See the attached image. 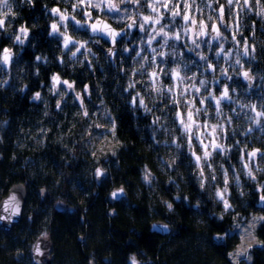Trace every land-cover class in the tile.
Here are the masks:
<instances>
[{"label":"trees","instance_id":"obj_1","mask_svg":"<svg viewBox=\"0 0 264 264\" xmlns=\"http://www.w3.org/2000/svg\"><path fill=\"white\" fill-rule=\"evenodd\" d=\"M14 2L17 10L27 11L31 17L13 19L12 25L28 21L35 47L27 41L19 63L0 72V81H8L0 86V200L12 185L23 182L28 202L20 224L10 232L0 229V264H34L33 242L43 234L54 242L49 264H131L133 256L138 264H243L229 255L235 241L216 237L236 223L238 215L247 220L264 216L254 191L264 185V175L256 178L259 184L244 174L240 188L231 183L233 211L225 213L222 203L214 199L216 185L208 181L200 188L199 171L185 158L187 148L182 157H177V167L165 166L169 158L164 152L175 148L164 141L175 139L178 132L169 137L157 131L155 139L161 143L154 142L153 129L160 128L165 115L155 110L160 106L157 93L152 92L149 98L142 85L152 103V112L135 114L129 102L133 90L124 91L130 83V68L125 74L126 67L111 64L100 67L95 63V71H90L87 64L61 65L58 58L63 50L54 37L47 35L52 18L50 13L45 15L41 0L32 5ZM247 23L235 34L238 41L246 40L250 50L255 49L256 62L250 69L261 78L264 18L252 17ZM5 35L0 36V51L13 45ZM35 56L46 57L49 63L37 62ZM56 73L62 79L75 81L77 92L85 84L93 90L100 89L99 95L94 91L92 102L85 104L92 116L90 120L81 114L79 102H73L74 92L65 95L61 87L59 95L52 93L50 77ZM36 91L41 92L42 100L31 99ZM245 96L250 104L260 106L264 102V92ZM101 99L117 117L115 134H105L104 142L101 133L111 125L98 115ZM58 100L63 101L62 109L56 108ZM156 116H161L159 125L152 123ZM236 123L232 129L238 133L230 138L231 146L238 138L242 141L250 127L257 138L264 139L260 125L249 120ZM261 124L264 126V121ZM232 154L233 160L223 162L224 167L237 164V151L233 149ZM169 160L167 163L171 164L173 159ZM100 166L107 174L102 181L95 176ZM146 170L154 177L150 184L143 179ZM120 185L127 189L128 196L112 203L109 192ZM169 203L173 206L171 211L167 208ZM197 204L199 208L193 207ZM219 216L224 217L223 221L217 219ZM160 218L173 226L171 234L150 230V222ZM255 236L257 242L264 241V225L256 226ZM250 255L248 264H264V246L258 243Z\"/></svg>","mask_w":264,"mask_h":264},{"label":"snow or ice","instance_id":"obj_2","mask_svg":"<svg viewBox=\"0 0 264 264\" xmlns=\"http://www.w3.org/2000/svg\"><path fill=\"white\" fill-rule=\"evenodd\" d=\"M19 3L32 5L34 0H18ZM65 4H67V8L62 11L60 7H52L48 9L45 6V15L49 12L52 16L58 17L57 21H54L50 24V31L47 32L48 36L55 37L58 41H62L64 54L68 56V59L74 63H80L82 66L84 65V61L80 59V57L85 56V52L90 53L92 56H96L95 52H92L90 48H88L89 43L100 44L101 40H110L111 45L106 49L108 53V57H116L117 53H131L134 57L140 58L144 61H147L148 64L145 66L144 64H140V67L135 70V74L140 76H146L147 82L141 81L140 83L145 84V89L147 90V95L151 98V93H157L158 98L164 102V108L158 109L164 115V118L167 120L169 115L171 117L172 125L175 127H169L167 123L162 124L159 129H153V139L155 143H161V141L155 139V134L157 131H161L163 133H167L169 137L173 136L174 133L179 132V135L176 136L175 139H169L168 141H164V143H168L170 145H174L177 150V156L182 157L184 155L183 150L185 148L188 149L187 157H185L189 165L194 166L199 171V180H200V188L203 189L205 187V183L210 181L212 186H215V181L217 179L215 172L216 169L212 166V160L214 156L223 155L226 160H231V156L229 153L235 149L237 153L243 152L241 155V172H243L244 176L253 181L254 184H259L256 179V176L253 172V163L259 159L260 161H264V149L256 148L251 151H244L240 148V141H236L231 148L226 147L225 144L218 142V137L223 136L225 139L234 137L237 133L235 130H232L231 133L228 131V124H231V117H227V124L224 123H214L210 124L209 121L205 120L200 122L197 120V117L202 113L207 115L209 112V107L214 105V111L217 118L223 115L222 105L225 101H232L231 92L235 91V88H230L227 83H224L221 88H217L209 91V81L207 79H200L198 81L199 87L196 86L195 83H187L185 81H195L196 75L188 77L187 75H182V70L191 71L189 65H195L196 61L186 58V54L178 49L183 47H188L185 43L184 45H179L177 42L181 41L183 37H191L192 47H188V51L194 53L199 57L200 61L205 62V68L212 70L213 73L219 67V64H213L210 61L208 55H206L202 51H197L200 49L201 44H205L208 46V51H214L217 62L222 58L226 57L228 60L232 59L233 53L231 51H226L224 44L222 42L213 45L209 40H199L198 38L204 36H211V40L213 41H222L227 40L226 36H223L221 32V28L225 31L230 30V25L225 23V7L223 5H219L218 9L213 7L212 3H208L207 0H200L201 4L204 5L205 8H209L213 13H216L215 20L218 22H213L211 24L208 21L213 20V16L209 15L207 21L205 19H198L196 16L192 15V10L194 8V3L191 0H183L181 3H173V0H153L152 3H149L148 0H63ZM218 3V0H217ZM260 5V10L256 13L257 15L264 16V5L260 4V0H243V3H240V0H227V13L229 17L233 16L234 5L238 7V11H236V22L235 28L236 31L239 32V14L244 11H252L253 5ZM125 5H133L137 9L141 6H145L152 10V13L155 15H141L139 12L130 13L129 9L125 7ZM159 5V8L157 7ZM7 9V12H4L2 16H0V35L6 32V20L11 14L15 16L16 13L12 11V3L10 0H0V9ZM68 9H71V12H68ZM163 10V11H162ZM197 12L203 14V9L196 8ZM96 12L97 15L94 17L93 12ZM123 13V15H121ZM164 13H170L171 21L170 25H165L162 23L164 20ZM110 15L112 23H109L103 19H100V15ZM77 15L81 18L77 19ZM177 17H180V20L183 21L181 23L177 20ZM10 23V21H8ZM73 25V31L79 33H83L87 35V40H77L74 39L73 36L68 34L69 24ZM124 24V27H120L119 30L113 27V24L121 25ZM157 25V28H153L151 33H148L147 25ZM179 24V28L177 30H172L176 28V25ZM134 27H139L140 31L145 32L147 35V39L141 41L140 50H134L127 47L118 48L116 47L119 43H121L120 39L124 33L125 29H132ZM261 27L264 28V24H261ZM64 31H61V29ZM168 28V30H166ZM19 34L14 35V43L20 46L21 51L25 47L26 41L29 42V46L35 47V45L31 44V40L33 37H30V29L27 26H20L18 29ZM130 34V33H129ZM242 35V34H241ZM23 37V38H22ZM162 39L163 43L157 38ZM11 39V36L8 37ZM232 39L236 41L237 44L240 41L236 40V35L233 34ZM154 42L156 43V47H153ZM146 44L148 49L151 51V57L148 55H142V53L146 52L148 49H145L143 45ZM160 49V50H158ZM167 49V50H165ZM255 49L253 48L252 51ZM240 56H249V46L247 41L245 40L243 43V51L240 52L237 49V58L232 65V71L237 75H242L245 80L251 82L254 78L250 75L249 71H239L235 68V65H241ZM179 57V59H177ZM59 63L61 65H65V60L63 57L58 58ZM122 60L123 57L121 56ZM250 59H255V57H250ZM34 60L37 62L42 61L45 65L49 63L46 57L35 56ZM171 61V63H170ZM19 63V53H13V51L8 47H3L2 51H0V72H4L7 67L12 66L13 64ZM139 63V60L136 61ZM153 64H155V68H153ZM172 64L178 65L177 67H173ZM161 65H166L167 67H161ZM103 67V65H101ZM87 68L90 71H95L93 65L89 62L87 64ZM148 69H152L149 71ZM119 70V69H118ZM125 74H127L128 70H124ZM221 75L225 76L227 80L232 79L231 75L228 74L227 69H220ZM39 75V72L36 73ZM172 83H165V79ZM264 80V77H261ZM51 80V91L54 95H59V90L61 87L65 89L64 94L67 95L68 92H74V96L72 97L73 102H79V107L82 110V115L91 119L92 116L88 111L87 107H85L86 101L91 103L92 96L94 94L99 95L100 89L93 90L88 84L83 86V90L81 92H75V81L70 82L67 79H61L59 73L53 74L50 77ZM8 83L7 80L0 81V86ZM150 83V90H149ZM215 83L220 84L221 81L219 78H215ZM185 84V86L181 89L180 85ZM136 82L129 83L127 88L124 91H128L129 89L135 90ZM27 87V86H26ZM249 87H252L251 83H249ZM204 90L206 95L201 94V90ZM19 91L23 92L24 89H19ZM219 92V95H216V92ZM130 95L129 102L133 106L142 107L145 113H151L152 109L148 108L145 100L144 94L140 92H136L135 95ZM191 98L188 99L187 97ZM166 98L171 99L172 107L169 108ZM32 100H42L41 92L36 91L32 97ZM62 100H58L56 103L57 109H62ZM183 103V108L179 107ZM202 105L205 107H197L196 105ZM261 108H264V102L261 103ZM241 109L245 107H250L255 111V105H240ZM234 111V110H233ZM47 115V113H45ZM98 115H102L107 124L111 125L110 129H105L101 134H112L114 135L116 132V120L117 117L112 115L111 110L107 109V106L104 104L103 99L100 100V109L98 110ZM260 117H264V111H257L255 113V117L250 118L252 123L259 126L260 125ZM161 116H156L153 120V124H160ZM94 128L100 127V125H93ZM253 129L250 127L247 129L248 133H251ZM260 131L264 132V126L260 127ZM207 139L208 142H205ZM180 141H184L181 143ZM195 141V143H193ZM199 148L201 154H197L196 149ZM247 148V145H245ZM114 154V153H113ZM245 156L247 157V162H245ZM183 162V160H181ZM166 167H177L176 160H173L171 164L164 162ZM205 168L209 170V174L205 175ZM256 171L264 172V168L257 167ZM220 172L223 177L224 188L222 190H217L215 193L216 199L218 203L223 204V208L225 213H231L233 211V206L229 203L228 199L225 198L226 193L228 192V186L230 184L229 179V169L225 168L223 164L220 165ZM107 174L100 169H97L95 172V176L97 178H102ZM145 183L150 184L151 180L154 179L150 172L145 171V175L143 177ZM171 183H175L171 181ZM231 183L235 185V187L240 188V174L236 172L235 166H232V177ZM19 192H23L22 187L17 189ZM255 193L258 196L256 203L259 205L260 210L264 211V185H259L254 189ZM43 194V191H42ZM124 190L118 189L111 193L112 199H118L121 195H124ZM241 196L244 195L243 192L240 193ZM176 199H181V197H176ZM184 200L186 202L187 198ZM15 202V207L13 211L6 218L4 216H0V220L11 219L13 215L20 214L19 201L17 200V196L14 193L9 197V201L7 203L12 204ZM190 203V202H188ZM192 206V205H190ZM193 207L199 208V204L194 205ZM167 208L171 211L173 206L172 204H167ZM218 220L223 221L224 217H217ZM253 223H249L245 217L238 215V220L236 223L232 224L231 227L226 228L222 235L217 234V239L226 240L233 238L231 233L240 234V232H244L245 235L250 234L254 231L255 225H264V216H253ZM153 227H156L155 225ZM158 230L167 231L168 226L162 225ZM261 246H264V241L258 242ZM252 245H249L251 248ZM36 252L38 255H43L40 252L39 247L36 248ZM229 255H232L231 253ZM237 256L243 257V264H248L251 257L247 254V250H241L236 254ZM39 264V262H37ZM131 264H138L136 258L131 257Z\"/></svg>","mask_w":264,"mask_h":264},{"label":"flooded vegetation","instance_id":"obj_3","mask_svg":"<svg viewBox=\"0 0 264 264\" xmlns=\"http://www.w3.org/2000/svg\"><path fill=\"white\" fill-rule=\"evenodd\" d=\"M10 2L12 3L13 12L16 13V15L13 16V17H12L11 14H10L11 16L9 15V18L11 17L10 18L11 19V23L13 22V19H21V18H29V17H31V16H29V13L27 11L17 10V6H16L17 4L14 2V0H10ZM35 2H36V0H34L33 4H35ZM94 2H95V0H94ZM117 2H118V0H117ZM148 2L152 3L153 0H148ZM182 2H183V0H173V3H181L182 4ZM191 2L194 3L193 11H194L195 15H197V17L199 19H205L207 21L208 16L212 15L213 16L212 23L213 22H218V21L215 20L216 13H213L212 10L209 9V8H205L204 5L201 4L200 0H191ZM207 2L208 3H212L213 7H216L217 9H218L219 5H223L225 7V23H228L230 25V27L232 28L231 29L232 32H230V34L231 33H234V34L235 33H240L242 31L241 30V31L237 32L236 28H235V22H236V19H237L236 16H235V13H236V10H238V7L236 5H234L233 16L229 17V15L227 13V5H226L227 4V0H218V3H217V0H207ZM41 3L43 5L44 9H45V6H47L48 9H51L52 7H60L62 11H64L67 8V4H65L63 2V0H41ZM240 3L242 4L243 0H240ZM260 4L264 5V0H260ZM125 7H127L129 9L130 13L139 12V13H141V15H149V14L155 15L154 13H152V10L150 8H147L145 6H141L139 9H137L133 5H125ZM157 7L159 8V5H157ZM196 8L203 9V14L201 15V13L197 12L195 10ZM259 10H260V5H255L254 4L252 6V11H247L246 10L244 12H241L239 14V18H238L240 28L243 27V26H244V28H246V25H248L247 20L248 19H252V17L264 18V16L256 14ZM68 12L70 13L71 9H68ZM0 15H2V14H0ZM49 15L52 18L51 23L58 20V17L52 16L51 13ZM96 15H97V13L94 11L93 12V16L95 17ZM121 15H123V13H121ZM17 16L20 17V18H14V17H17ZM80 18L81 17L79 15H77V19H80ZM100 19H103V20H105V21H107L109 23H112L110 15H102L101 14L100 15ZM177 20L181 21V23L183 22L182 20H180V17H177ZM170 21H171L170 13H164V20L162 21V23H164L165 25H170ZM252 22H256V21H252ZM208 23L211 24V21H208ZM22 25L29 27V29H30L29 35H30L31 34V24L28 21H24L23 24L16 26L17 30ZM124 26L125 25L123 23L121 25H119V26L116 25V24H113V27L117 28V30H119L120 27H124ZM146 27L148 29V33H151L153 28H157L158 29L159 26L150 24V25H147ZM178 28H179V24L176 25V28H174L172 30H177ZM72 29H73V25L70 23L67 31H68V34L73 36L74 39L87 40V38H88L87 35H85L83 33H79L78 34V32L73 31ZM166 30H168V28H166ZM222 31L225 32L227 35H229L228 31H225L223 28H221V32ZM229 37L231 38V35H229ZM11 39H12L13 44H14V36ZM54 39H55V37H54ZM119 39H120L121 43H119L116 47H118V48L127 47V48H130V49H134V50L139 51L140 47H141V41L144 40V39H147V35H146L145 32L140 31L139 27H134L132 29H127L126 28L124 35L121 38H119ZM157 39L160 41V43H163L162 39H160L159 37ZM198 39L199 40H209L213 45H215L217 43H220L218 41L211 40V36H204V37H201V38H198ZM227 41H222V42L225 43L224 46H226V48L232 47V39L228 38ZM177 43L179 45H184L186 43L188 45V47L193 46L191 44L190 36L188 37V39L186 41L183 40V36H182L181 41H179ZM234 43H236V42H234ZM25 45H27V41H26ZM110 46H112L110 40H101L100 44L89 43L88 44V48H90L92 50V52H95L96 56L94 57L90 53L85 52L86 53L85 56L84 57H80V59L83 60V61H87V62H91L92 59H95L96 62L97 61L99 62V66L100 67H101V65L105 66V65H110L111 64L112 66H116V67H121V68L122 67H126L125 68L126 70L128 68H130L131 69L130 83L136 82L137 77L142 78V77H140V75L135 74V70L140 67V64H144L145 66H147L144 62H142V59L134 57L131 53H119V52L117 53L116 57H113V59L106 58V57H108V53H107L106 49L108 47H110ZM156 46L157 45H155L154 47H156ZM234 46L236 47L237 45L234 44ZM6 47L10 48L14 53H17V52H19L21 50L19 45L16 48H14L13 46H11V47L6 46ZM60 47H62V50H63L62 41H60ZM143 47L145 49H148V46L146 44H144ZM188 47L181 46L178 49L179 51H182V52H184L186 54V58H189L191 60H195L196 61L195 65H189V67L191 68V71L182 70V73L186 74L188 77L193 76V74H197L195 81H193V82L187 81V82H191V83H195L196 84L200 79H207L210 82L209 83V88H213V90L217 89V88H221L224 83H227L230 86V88H235V91L231 92L232 99H233V97H236V98L240 97V96L242 97V95L244 93H247V94H251L252 93V91L249 92V89H251L254 86V79L251 80V82H250L248 80H245L242 75H237L236 73H234L232 71V65L233 64H232V62L230 60H228V59H220L217 62L216 56H215V52L214 51H208V46L202 43L200 49H197V51H202L206 55H208L209 58H210L209 62H211L213 64H216V63L219 64V67L217 68L215 73H213L212 70H210V69L206 70L205 62L200 61L198 56H196L192 52H189L188 51ZM165 50H167V49H165ZM144 53L151 57L150 49H148ZM68 56H70V53L65 55L64 54V50H63L62 57L64 58L65 62L69 64V63H72V61H70L68 58L65 59ZM121 56L123 57L122 60L120 59ZM177 59H179V57H177ZM136 60H139V63H136ZM250 62L255 63L256 61L255 60H251ZM170 63H171V61H170ZM129 66H131V67H129ZM172 66L173 67H177L178 65L172 64ZM161 67H167V66L166 65H161ZM220 69H227L228 70V74L231 75L232 79L227 80L225 78V76L221 75ZM236 69L241 71V72L243 71L239 67H237ZM246 69H247V71H249L250 75L254 78V74H253L252 70L250 69L251 70L250 71L249 68L247 67V65H246ZM217 77L221 81L220 84H216L215 83V78H217ZM145 78H142L140 80V82L141 81L147 82V80ZM164 79H165V83H172L171 81H168L167 78H164ZM140 82L136 83L137 86H136L135 90H133V94L132 95H135L136 92H140V93L144 94L145 100H146V104H147L148 108L152 109L151 101L149 99H147V97L145 95V92L142 90V85H145V84L140 83ZM249 83H251L252 87H249ZM197 85H199V83H197L196 86ZM183 87L184 86L180 85V88H183ZM149 89H150V87H149ZM216 95H219L218 91L216 92ZM166 100H167V103L169 105V108H171L172 107L171 99L170 98H166ZM230 103H232V102L225 101L223 103V105H222L223 115L221 117H219L218 122L225 124V122L227 121L226 118L228 117V115L230 113H233L234 107ZM158 104L160 106H158V107L156 106L157 108L155 110L159 109L161 106H162V109H163L164 106H165L164 102H162L161 100L158 101ZM179 107L183 108V103H181V105H179ZM132 109H133L135 114H136L137 111H139V112H143L144 111V109L142 107L133 108V106H132ZM228 111H231V112H228ZM212 117H216L215 111H214V106L212 107V110H211V113H210V119ZM165 123H167L169 125V127H175V125H172V123H171L170 115H169L167 120L164 118L163 124H165ZM233 125H234L233 123L228 124L229 130L230 129L232 130ZM231 132L232 131H229V133H231ZM236 141H240L241 142L240 143V148L243 149L244 151H251V150L256 149V148L264 149V139L263 138L258 139V140H254L252 138H247L244 141H241L238 138ZM181 143H184V141H181ZM243 143L247 144V148H245L243 146ZM223 144H225L226 147L231 148L230 138H227V139L223 138ZM232 153H233V150L229 153V155L231 156V160H226L223 155H219V157L216 156L215 159L212 160V162H219V163L231 162L233 160V158H234ZM241 155H243V152L238 153V155L236 156L237 164H235L233 166H235L236 172L239 173L242 176L243 172H241V159H240ZM245 160H246L245 162H247V157L246 156H245ZM255 164H256V167L252 166L253 167V172L256 173L255 176L258 178L261 175H264V172L256 171V168L257 167L264 168V161H260L259 159H257V161H255ZM231 167L232 166L229 165V164L226 165V168H229V172L232 171V169H230ZM53 251H54V249H53ZM52 255H53V252H52Z\"/></svg>","mask_w":264,"mask_h":264},{"label":"rangeland","instance_id":"obj_4","mask_svg":"<svg viewBox=\"0 0 264 264\" xmlns=\"http://www.w3.org/2000/svg\"><path fill=\"white\" fill-rule=\"evenodd\" d=\"M227 5V4H226ZM227 7H228V5H227ZM12 11H13V9H12ZM236 11H238V10H236ZM4 12H7V9L5 8V9H0V14H2L3 15V13ZM2 15H0V16H2ZM10 15V14H9ZM192 15H194V16H196L197 17V15H195V13H194V11L192 10ZM11 16V15H10ZM216 16V15H215ZM11 18V17H10ZM9 18V16H8V18H7V20H6V32H7V35H5V32L2 34V35H5V36H7V37H9V36H14L15 34H19V32H18V30H17V27H14L13 25H12V23H11V19ZM198 18V17H197ZM199 19V18H198ZM8 21H10V23L8 22ZM181 22V21H180ZM183 23V22H182ZM211 23H212V21H211ZM244 28V26L243 27H241V28H239V31H241L242 29ZM232 28L230 27V30H231ZM228 31V34L229 35H231V38L229 37V35H227L225 32H223L222 31V34H223V36H226L227 38H229V39H232V36H233V34L234 33H231L230 34V32H232V30L231 31ZM61 31H64V29L62 28L61 29ZM234 31V30H233ZM1 36V35H0ZM56 39V38H55ZM188 39V37H183V40L184 41H186ZM57 40V39H56ZM190 40H191V37H190ZM228 40V39H227ZM227 40H222V41H227ZM236 40H238L237 39V37H236ZM58 41V40H57ZM222 41H219V42H222ZM244 41L245 40H240V43L239 44H237V43H234V42H236V41H234L233 39H232V47H229V48H226V46H224L225 47V49H226V51H231L232 53H233V55H232V59L230 60L231 62H232V64H234V61H235V59L237 58V49H239L240 50V52H242L243 51V43H244ZM59 42V44H60V41H58ZM228 42V41H227ZM223 44H225L224 42H222ZM248 43V46H249V56H240L239 58L241 59V65H235V68H237V67H239L240 69H242L243 71L244 70H247L246 69V65H247V67L249 68V70H250V65L251 64H253L252 62H250L251 60H253V59H250V57H253L254 55H255V51H253L252 52V50H250V43L249 42H247ZM234 44H236L237 46L235 47L234 46ZM156 45V43L154 42V45H153V47ZM14 48H16L18 45H16L15 43L12 45ZM234 46V47H233ZM192 47V46H191ZM25 49V47L23 48V50ZM22 50V51H23ZM158 50H160V49H158ZM22 51L20 50L18 53H19V59H20V57H21V55H22ZM86 54V53H85ZM142 55H147V54H145V53H142ZM150 57V56H149ZM221 59H227L226 57H222ZM137 61V60H136ZM142 62H144L146 65L148 64V62L147 61H144V60H142ZM89 62H87V61H84V64H88ZM93 66H94V64L95 63H98L99 64V62L97 61L96 62V60L95 59H92V61L90 62ZM153 68H155V64H153ZM149 71H151L152 69H148ZM251 71V70H250ZM182 75H186V74H183L182 73ZM140 77H142V78H145L146 76H140ZM142 78H139V77H137V80H136V83H138V82H140V80L142 79ZM62 79V78H61ZM146 80H147V77L145 78ZM191 82H193V81H191ZM187 83H190V82H187V81H185V84H187ZM198 83V82H197ZM196 83V84H197ZM185 84H181L182 86H185ZM149 87H151L150 86V83H149ZM197 87H199V85H197ZM182 89V88H181ZM211 90H213V88H209V91H211ZM250 91H252V93L250 94V95H257V94H261V93H263L264 92V80H262L261 78H259L257 75H254V86L251 88V89H249V92ZM75 92H77V90L75 89ZM201 94L202 95H206L207 93H205L204 92V90L202 89L201 90ZM245 95H248L247 93H244L243 95H242V97L240 96V97H233V99H232V101H234V102H232V103H230V104H232L233 105V107H234V111H233V113H230L229 115H228V117H231L232 118V120H231V123H233V124H237L236 122L237 121H239V120H249V121H251L252 122V120L250 119V118H253V117H255V113L257 112V111H264V109L263 108H261L260 106H259V104H254V103H252V104H250V103H248V101H246V98L248 97H246ZM188 99H190L191 97L190 96H188L187 97ZM235 98V99H234ZM240 98V99H239ZM241 104H245V105H255L256 106V108H255V111H253V109L252 108H250V107H245V108H243V109H241V107H240V105ZM197 107H205V106H202V105H199V104H197L196 105ZM214 106V105H213ZM212 106V107H213ZM212 107H209V112H208V115H204L203 113L200 115V116H198L197 117V120L198 121H200V122H203V121H205V120H207V121H209V123L210 124H214V123H220V122H218V120H219V118H217V117H212L211 119H210V113H211V110H212ZM228 112H231V111H228ZM260 119V122L262 123L263 121H264V117H260L259 118ZM227 123V121L225 122V124ZM260 123V126H262V124ZM234 126V125H233ZM103 128V127H102ZM228 130H229V128H228ZM233 130V129H232ZM231 129L229 130V131H232ZM236 131V133H238V131L237 130H235ZM260 133V132H259ZM178 135H179V133H178ZM256 134H255V132L254 131H252L251 133H248L247 132V130L244 132V134H243V137H244V139H242V141H244L245 139H247V138H252V139H254V140H258V139H260V138H257L256 136H255ZM259 135V134H258ZM257 135V136H258ZM103 137H105V134H103L102 135V138H101V142H104V140H105V138H103ZM176 138V137H175ZM223 136L221 135V136H219L217 139H218V142L219 143H223ZM231 138V137H230ZM181 142V141H180ZM205 142H208L207 141V139L205 140ZM193 143H195V141L193 142ZM166 145L168 146V143H166ZM245 145H247L246 143H243V146L245 147ZM173 147L175 148V146L173 145ZM196 151H197V154H201L202 155V153H201V151H200V149L199 148H197L196 149ZM186 153H188V151L186 152ZM164 154L169 158V159H173V160H177V150L176 149H174L173 151H171V150H166L165 152H164ZM215 157L216 156H214V158L213 159H215ZM217 157H219V155H217ZM169 159H167L169 162H170V160ZM167 161V162H168ZM246 161V160H245ZM257 161V160H256ZM258 163V162H257ZM221 164H223V163H219V162H212V166H213V168H215L216 169V172H215V175H216V177H217V179H216V181H215V185H216V188L214 189V192L216 193V191L217 190H222L223 188H224V185L223 184H221L222 182H223V177H222V174H221V172H220V165ZM260 164V163H259ZM252 166H255L256 167V164H255V162L253 163V165ZM226 168V167H225ZM197 169V168H196ZM229 169V168H228ZM230 169H232V167L230 168ZM209 174V170L207 169V168H205V175H208ZM256 173H254V175H255ZM231 177H232V171L231 172H229V179H230V184H229V186H228V192L226 193V196H225V198L226 199H228V201H229V203L233 206V188H232V185L233 184H231ZM240 177H241V175H240ZM257 178V177H256ZM214 199H216V196L214 197ZM217 200V199H216ZM222 206H223V204H222ZM256 217H259V215H255ZM249 223H253V221H252V217L249 219V220H247ZM256 226L257 225H255V228H256ZM255 228H254V231H252L250 234H248V235H245L244 234V232H240V234H235V233H231L230 235H232V237L233 238H231L230 240L231 241H235V243H234V245H233V248H232V251L230 252L232 255V258L235 260V261H238V262H240V261H243V257H240V256H237L236 254L238 253V252H240L241 250H244V249H246L247 250V254L251 257V255H250V250L254 247V246H256L257 244H258V242H257V239H256V236H255ZM219 240V239H218ZM35 242V241H34ZM34 242H33V245H34ZM249 245H252V247L251 248H249ZM32 248H33V246H32ZM33 263H34V261H33Z\"/></svg>","mask_w":264,"mask_h":264},{"label":"water","instance_id":"obj_5","mask_svg":"<svg viewBox=\"0 0 264 264\" xmlns=\"http://www.w3.org/2000/svg\"><path fill=\"white\" fill-rule=\"evenodd\" d=\"M110 59H113V57H111ZM10 67H7V68H10ZM97 169H100L106 173L105 169L101 166L98 167ZM104 177L97 178V179H98V181H102L104 179ZM19 187H22V189H23L22 193L17 191V189ZM121 188L124 190L125 194L121 195L118 199H115V200L112 199L111 193L113 191H116V190L121 189ZM14 193L16 194L17 200L19 201L20 214L19 215H13L10 220L9 219L0 220V229L3 231H6V232L12 231L16 225L21 223L23 216H24V211H25V208H26V205L28 202V190H27L26 184L23 182L14 184L11 186V188L9 189L7 194L0 200V216H4L7 218L9 216V214L13 211V209L15 207V202H13L12 204H9L7 202L9 201V197L12 196ZM45 194H46V190H44V192L42 194V199H44ZM127 196H128V191L123 185L116 186L113 189H111L109 192V199L112 203L119 202L122 199L127 198ZM154 225L156 227H153ZM162 225H167L168 230L167 231L158 230L159 227ZM149 228L152 232L158 233L160 235H169V234H171V232L173 230V226L170 224V222L167 221L166 219H162V218L152 220L149 224ZM37 247H39L40 252L43 253V255L37 254V252H36ZM53 249H54L53 240L48 235L43 234V235H40L39 237H37V239L34 242L33 248H32V255H33L34 264H37V262H39V264H49L52 260Z\"/></svg>","mask_w":264,"mask_h":264}]
</instances>
